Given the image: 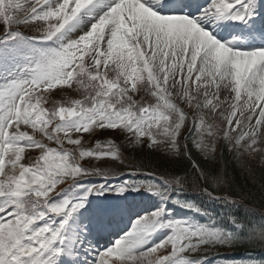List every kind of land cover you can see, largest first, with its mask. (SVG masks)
Wrapping results in <instances>:
<instances>
[{"label": "snow or ice", "instance_id": "snow-or-ice-1", "mask_svg": "<svg viewBox=\"0 0 264 264\" xmlns=\"http://www.w3.org/2000/svg\"><path fill=\"white\" fill-rule=\"evenodd\" d=\"M258 6L259 0H210L193 16L187 11L193 6L183 0H0V39L22 38L14 29L30 27L36 32L32 41H61L58 48L33 49L29 75L0 79V264H56L65 253L68 219L84 201L53 198L76 177L110 175L82 161L111 158L123 165L121 147L165 153L187 167L182 175L143 173L145 180L92 186L89 192L144 189L169 199L174 186L191 184L194 191L243 203L229 197L246 199L244 191L214 194L232 184L229 162L254 180L258 173L264 192V47H234L202 25L212 17L245 21ZM81 13L90 22L64 42ZM58 85L75 87L80 98L49 101ZM104 134H122L125 143L85 145V135ZM221 161L223 167H213ZM165 211L139 217L94 264H202L205 256L191 254L264 248V216H229L235 230L228 231L214 222L165 220ZM161 228L170 234L149 244Z\"/></svg>", "mask_w": 264, "mask_h": 264}, {"label": "trees", "instance_id": "trees-1", "mask_svg": "<svg viewBox=\"0 0 264 264\" xmlns=\"http://www.w3.org/2000/svg\"><path fill=\"white\" fill-rule=\"evenodd\" d=\"M125 155L127 157V161L133 168L153 172L154 174L160 175L163 172H172L173 174L182 175L183 168L187 167L185 162L179 161L176 159H170L166 156L165 153H156L152 152V150H148V152L143 147H125ZM224 162L221 161L219 165H213V167H223ZM247 167H250L247 166ZM226 171L231 177L232 184H230L227 188V185H224L214 193L215 195H229L228 189L230 191L241 192L244 191L247 193V198L236 195L230 196L229 198L240 199L245 202L249 206H254L258 210L264 212V192L260 190L259 174L257 173V178L254 180L253 178L247 176L244 167H241L239 164L235 162H229L225 165ZM213 187H217L213 185ZM212 190V189H209ZM185 194L191 197L194 200H200L202 205L209 209L215 203L217 197L213 195H209V193L203 191H194L191 189V184L188 187L183 188ZM245 211H235L234 215H242L245 214ZM260 220V217L257 218ZM255 220V221H257ZM238 251H256L262 252L264 248L262 247H248L242 245L238 248H235Z\"/></svg>", "mask_w": 264, "mask_h": 264}, {"label": "rangeland", "instance_id": "rangeland-1", "mask_svg": "<svg viewBox=\"0 0 264 264\" xmlns=\"http://www.w3.org/2000/svg\"><path fill=\"white\" fill-rule=\"evenodd\" d=\"M105 2H107V0H105ZM81 16H82V14L80 15V17ZM77 21H78V18L76 20V23H77ZM89 22H90V19L88 20L85 17H82V21H81L80 24L75 25V27L72 28L71 31H67L66 32V34L64 35V42H66V40L69 39V38H73L78 32L82 31L84 29L85 25L87 23H89ZM25 28H26L25 29L26 31H28V32H30L32 34H36L34 28H30V27H25ZM214 36L216 38V35H214ZM221 42L230 43L226 39H222ZM60 43H61V41H58L57 39H55L53 41L48 42V44L42 50L58 48L60 46ZM249 49H251V48H249ZM29 74H30V72L29 73H24L21 76H26V75H29ZM54 88L52 89L51 96H49V101L55 100L54 98H58L60 96L59 90L54 89ZM65 88H68V87H65ZM65 88L61 89V91L64 90ZM73 97L74 98H72V99L80 98V94H79V92H78V90L76 88H75ZM137 98H139V97H137ZM117 139L118 140H125V137L122 134H116V135L104 134V135H92V136L85 135L83 137V140H84V143H85L86 146H95L97 141L112 140L113 142H115ZM86 161L89 162L87 159L85 161H82V162L85 164ZM90 163L95 164L96 167H101V164H104L105 160L104 161H98V160L92 161L91 160ZM145 179L146 178H144L142 180H145ZM128 180H138V179H134L133 177L129 176L127 178H124L123 180L117 179L114 182L108 181V182H106L105 184H102V185H104L105 188H115L116 186L122 184L124 181H128ZM67 183H69V182H66L65 184H67ZM128 190H131V189H128ZM137 190H139V189H137ZM137 190H134V191H137ZM103 194L104 195H102V194L97 192V194H94V195L90 196V199H92L94 201L96 208H98L99 205H103L106 202H110L111 199H113L114 197L118 196V194H121V193H116L115 191H104ZM144 195L146 196V198L148 200H147V203H144V205H142V207H141L142 216H144V215H146L148 213H151V212L155 211L156 209H160V208H164L165 210H167V200L166 199L162 198L161 196H159L157 194H153L151 192H148L146 190L144 191ZM164 204H166L165 207H163ZM182 208L183 209H178V212L175 213V214H172L171 211H168V215H166L164 213V219L165 220H168V219H180V220H182V221H184L186 223H189V224H207L205 222H194V221H192L190 219L191 216L184 212L185 207H182ZM203 216L206 218L205 214H203ZM210 221L214 222L213 220H210ZM216 225L218 226L219 224H216ZM169 234H170V229L161 228L160 230H158L157 234H152L151 235V237L149 239V244L159 242V241L165 239L166 236L169 235ZM69 248L71 249V247H69ZM202 251H203V249H201V252L198 251L196 253H192L191 254L192 258L193 259H198L200 257V255L203 254ZM226 252L227 253L230 252V248L229 247H224V253H226ZM81 261H84V258ZM241 261H244L245 264H247L248 261H253V259H248V260H240L239 259V261H235L234 264H240ZM202 264H227V262L223 260V261L216 262V263H212L210 261L208 263H206L205 260H203Z\"/></svg>", "mask_w": 264, "mask_h": 264}, {"label": "bare ground", "instance_id": "bare-ground-1", "mask_svg": "<svg viewBox=\"0 0 264 264\" xmlns=\"http://www.w3.org/2000/svg\"><path fill=\"white\" fill-rule=\"evenodd\" d=\"M83 218H84V216L80 215L78 218H76L74 220V222L71 223L72 227L70 226V232L68 233V241H67V245L69 247H71V251H73L75 248H79L80 247L79 246L80 244L78 242V240H79L78 235L81 233L82 236H83L84 233L86 232L85 228L82 227L81 221H80Z\"/></svg>", "mask_w": 264, "mask_h": 264}]
</instances>
